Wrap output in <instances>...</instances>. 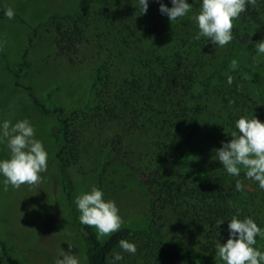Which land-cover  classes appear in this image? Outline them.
I'll return each mask as SVG.
<instances>
[{"label": "rangeland", "instance_id": "1", "mask_svg": "<svg viewBox=\"0 0 264 264\" xmlns=\"http://www.w3.org/2000/svg\"><path fill=\"white\" fill-rule=\"evenodd\" d=\"M188 2L192 4V13L198 11L199 0ZM84 4L90 6L88 10L81 9ZM0 6L14 10L12 19L5 15L0 18V120L8 119L15 123L27 118L35 129L36 138L43 142L48 153L47 170L40 174L42 179L36 185H22L19 189L8 186L4 190L0 183V240L4 242L11 260H2L0 251V264H53V258L59 255L60 248L77 254L80 264H87L85 245L74 220V211L61 190L57 173L56 145L50 136L54 117L33 104L26 88L29 87L45 107L56 105L65 112H71L91 106L93 95L90 87L95 67L104 61L107 53L105 46L101 50L99 44H108L101 37L105 31L104 26L91 22L88 40L78 47L77 56L70 62L57 51L54 24L50 16L82 11L90 13L91 19L95 20L100 16L98 13L102 11V7L106 6V12L111 18L117 5L112 0H0ZM192 13L178 18L176 23L179 24L182 35L189 32L190 41L199 44L197 54L184 48L180 52L181 60L172 65L184 71L190 70L191 65L196 63L199 68L197 77L195 78L194 73L190 74L193 77L190 80L194 81L192 94L202 92L203 95L201 110L196 117L194 138L190 143L188 156L182 162V168L196 174L212 172L223 176L226 172L215 159L214 149L221 147V142L231 139L230 133L234 130L236 120L234 107L243 105L244 110H248L245 116L254 115L264 122V83L255 87L243 74L241 78H234L229 85L227 81L217 80L211 75L225 59L226 47L232 44L229 61L236 59L237 67L258 71L264 77V55H257L254 46L264 39V2L258 3L255 0L254 4L248 5L246 11L233 21V40L222 48L214 47L208 43L207 38L202 37L198 41L193 39L198 29L189 18ZM246 27L254 40L242 43L238 36ZM162 45L164 54L175 55L174 37L167 38ZM25 48H28L26 65L18 80L19 86H15L11 69L19 62ZM196 56L199 59H195ZM206 76L210 77V83L215 87L210 86L202 91L204 87L200 82H204ZM222 90L229 97L226 107L221 101L222 97H217ZM156 129L157 126L150 130L148 139L135 132L121 135L117 131L119 135L115 136V145L97 147L89 156L85 155L86 150L83 149L77 164L67 168L73 194L78 196L90 191L92 186L98 187V173L101 165L106 163L102 175L103 184L98 188L104 192L105 199L114 200L118 206L123 221L121 227L144 228L149 219L152 198V191L145 180L155 165L158 153L155 149ZM8 155L6 145L0 143V159H6ZM237 180L243 185L239 192L259 203L257 215L263 218L264 191L253 180L241 176ZM260 224L264 228V218L260 219ZM93 229L95 230L94 227ZM154 233L168 241L177 239L183 247L189 246L195 252L196 240L200 237L198 230H182L167 224L164 219L156 220ZM105 237L99 238L103 240ZM255 247L264 250V238L257 237ZM122 255L124 258L119 264H133L132 254ZM202 256L213 264H222L215 253Z\"/></svg>", "mask_w": 264, "mask_h": 264}, {"label": "trees", "instance_id": "2", "mask_svg": "<svg viewBox=\"0 0 264 264\" xmlns=\"http://www.w3.org/2000/svg\"><path fill=\"white\" fill-rule=\"evenodd\" d=\"M112 2L117 8L111 18L106 6L102 7L98 13L100 16L95 20L91 19L90 13L82 11L50 16L54 24L57 51L70 62L77 56L78 47L88 40L91 22L104 26L105 31L100 36L108 44H99L101 50L105 46L107 53L104 61L95 67L90 87L92 105L71 112H65L56 105L45 107L31 89L26 88L33 104L54 117L50 136L56 145L57 173L61 190L74 211V220L85 245L87 264H107L106 257L119 250L118 241L121 239L136 244L137 251L131 257L133 264H213L202 255L215 253L217 240L224 243L228 238L227 221L217 226L218 220H229L239 213L241 219L251 217L260 226V219L264 217L257 215V201L236 190L238 177L227 173L223 176L212 172L196 174L182 168L194 138L196 117L201 110L203 95L202 92L192 94L194 81L190 80L193 79L190 74L194 73L197 77L199 68L196 63L191 65L190 70L184 71L172 65L181 60L180 52L184 48L197 54L199 44L190 41L189 32L181 34L177 20L170 23L159 12L156 0H149L148 10L143 15L139 12L136 0ZM162 2L171 7L170 0ZM260 2L264 0H258ZM89 7L84 4L81 9L84 11ZM4 10L0 6V18L4 17ZM169 37H174L173 56L163 53L162 44ZM238 39L242 43L254 40L247 27ZM231 50L232 44L226 47L225 59L211 76L227 81L229 75L234 79L244 74L252 85L261 86L264 77L260 72L230 67ZM27 51L28 48L23 50L19 62L11 69L15 86H19ZM201 83L204 87L202 91L210 86L215 87L211 85L209 76ZM222 92L217 97H222L221 101L226 107L229 97L226 91ZM244 108L243 105L234 107L236 119L248 112ZM155 126V149L158 153L155 165L145 180L152 191L147 225L142 229L122 226L101 240L93 227L82 225L78 220L79 213L74 203L77 195L73 194L67 168L77 164L83 149L86 150L85 155L89 156L97 147L113 146L117 143L115 136L120 133L135 132L148 139L150 130ZM105 169L106 163H103L98 173V187L103 184ZM239 176L245 178L244 171ZM161 219L182 230H198L200 237L196 240V252L191 251L189 246L183 247L177 239L168 241L156 236L154 224ZM0 251L2 260L11 262L1 240Z\"/></svg>", "mask_w": 264, "mask_h": 264}, {"label": "clouds", "instance_id": "3", "mask_svg": "<svg viewBox=\"0 0 264 264\" xmlns=\"http://www.w3.org/2000/svg\"><path fill=\"white\" fill-rule=\"evenodd\" d=\"M159 12L166 16L169 22L183 18L192 13V4L188 0H170L168 7L162 0H156ZM255 0H199L198 11L189 18L198 29L194 40L207 38L214 47L222 48L233 40V21L246 11L248 5ZM141 15L146 14L149 0H136ZM8 19L14 17V10L8 7L4 10ZM257 55H264V39L254 44ZM255 59V57H253ZM230 67H237V60L232 59ZM233 77H227L231 85ZM231 139L221 142V147L214 149L215 159L222 169L230 176L239 177L241 170L246 179L257 182V187L264 191V122L254 115L240 116L234 121ZM0 143L6 145L8 158L0 159V183L4 190L11 186L19 189L22 185H36L42 179L41 173L47 170L48 153L43 142L36 138L35 129L27 119L12 123L8 119L0 120ZM237 191L243 185L239 180L235 183ZM79 213L78 220L82 225L94 227L97 237L108 236L121 228L122 217L114 200L105 199L102 189L92 186L76 196L74 200ZM227 221L228 238L226 242L215 244V257L222 264H264V250L255 247L257 237L264 238V228L251 217L240 218L239 213L229 220H218L217 226ZM218 234V232H217ZM120 252H114L106 257L107 264H119L123 260L122 253L134 255L136 245L127 239L118 241ZM71 248V247H70ZM53 264H80L77 254L65 252L60 248L58 256L53 258Z\"/></svg>", "mask_w": 264, "mask_h": 264}]
</instances>
